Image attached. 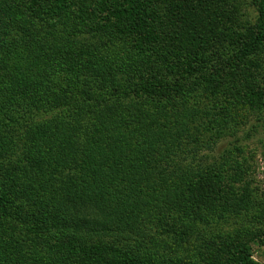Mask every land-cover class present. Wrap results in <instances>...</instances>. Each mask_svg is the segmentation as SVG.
I'll use <instances>...</instances> for the list:
<instances>
[{
	"label": "trees",
	"instance_id": "1",
	"mask_svg": "<svg viewBox=\"0 0 264 264\" xmlns=\"http://www.w3.org/2000/svg\"><path fill=\"white\" fill-rule=\"evenodd\" d=\"M263 56L264 0H0V264H264L209 155Z\"/></svg>",
	"mask_w": 264,
	"mask_h": 264
},
{
	"label": "rangeland",
	"instance_id": "2",
	"mask_svg": "<svg viewBox=\"0 0 264 264\" xmlns=\"http://www.w3.org/2000/svg\"><path fill=\"white\" fill-rule=\"evenodd\" d=\"M234 11L244 28L251 24L256 17L253 6L247 3L238 9L234 8ZM253 80L255 82L253 84L251 83L252 86H247V84L244 86L254 91L258 87L264 98V70L260 72V76ZM244 86L240 87L237 97L230 98L231 94H235V91L226 94V108L230 114L235 115V134L229 135L220 141L214 151L209 153V155L217 156L225 148L226 150L232 149V153L238 156V162L244 170L243 181L245 183H242V185L245 186H241L238 183L236 185L239 189H242V187L248 189L252 195L255 208L262 214L261 218H257V220L255 218L252 219V215L242 214L237 217H232L231 220L226 222L223 229H226L227 232L248 226V228L257 231V234H259L261 229L264 228V105L254 104L255 106L253 107L251 104H248L246 101L247 97L245 96L248 94V90ZM248 98L254 103L256 96L251 93L248 94ZM235 148L236 152L234 150ZM210 233L213 234L211 231ZM205 234H208V232ZM204 243V241L197 242V246L202 250L204 249ZM254 247L256 248V246ZM194 251L197 252L196 250ZM253 258L258 262L264 263V246L254 251Z\"/></svg>",
	"mask_w": 264,
	"mask_h": 264
}]
</instances>
